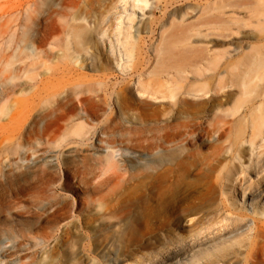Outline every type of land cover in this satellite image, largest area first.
Wrapping results in <instances>:
<instances>
[{
  "label": "rangeland",
  "instance_id": "1",
  "mask_svg": "<svg viewBox=\"0 0 264 264\" xmlns=\"http://www.w3.org/2000/svg\"><path fill=\"white\" fill-rule=\"evenodd\" d=\"M166 1L136 15L128 62L117 27L132 0H0V264H264V141L252 184L225 180L241 167L227 146L264 93L192 73L188 59L210 40L192 28L204 2ZM262 29L241 27L237 55L264 47ZM215 120L229 122L223 137L207 130ZM239 148L249 164L250 144ZM213 231L232 232L222 250L197 248ZM178 234L196 244L191 254L211 255L186 259Z\"/></svg>",
  "mask_w": 264,
  "mask_h": 264
},
{
  "label": "bare ground",
  "instance_id": "2",
  "mask_svg": "<svg viewBox=\"0 0 264 264\" xmlns=\"http://www.w3.org/2000/svg\"><path fill=\"white\" fill-rule=\"evenodd\" d=\"M203 2L204 3H200V8H199L200 9V15L197 17L199 26L195 25L192 28L194 30H197V31L201 30V31L206 32L205 37L210 38V40L206 41L207 43H205V45L203 46V49H202L203 54H202V56L200 55L201 57L196 58V55H195V57H193L191 62L189 61V59H188V62L186 59H184V60H186L185 62L190 63V65L188 64L190 66L189 70H191L192 73L197 74V75L202 74L201 77H203L204 81L212 79V80H214V82H216V80L218 79V81H219L218 90H223L227 87L234 86L238 89L239 93L242 94L243 96L263 94L264 93V47L253 48V50L251 52L246 53L243 56L237 55V53L239 52L238 48H239V44L241 41H240V38L235 37V35L239 34L241 27L243 25H247V23H250V24L255 23V24H259V25L264 24V0H235L233 2L231 0H203ZM149 3H150V0H132V4H131L132 5V11H130L129 13L126 14L124 23L122 21H120L118 23L117 28H118L119 32L117 34V41L120 43V47H121L123 57L128 62L131 61L136 56V54L138 53V47L133 42V40L131 39V33H132L131 30L133 28V24L135 22L136 15L139 14V11L143 12L149 6ZM169 3H167V4L165 3V4L170 5ZM161 6H162V4H161ZM163 8L164 7L162 6V9ZM166 8L168 9V6H166ZM196 9L197 8L189 5L188 9L182 13L181 20H183L185 18V15H189L191 13V10H196ZM242 9H248V11H242ZM125 10L126 9H124V11H121L122 15L120 16V18H122L123 14H125V12H126ZM153 10L155 11V9H153ZM241 11H242V13L246 14L245 16H247V19L234 17L235 13L238 14ZM247 20L250 22H246ZM172 23H173V21H172ZM123 25H125V26L123 27ZM262 30H264V29H262ZM212 36H215V37H212ZM263 39H264V37H263ZM180 43L183 44L182 42H180ZM231 45H234L233 50L230 49L229 47H225V46H231ZM193 49H196V48H193ZM193 49H191V51H193ZM198 49H196V50L198 51ZM196 50H194L195 51L194 54H197ZM193 52H192V54H193ZM198 53H199V51H198ZM194 54L192 56H194ZM160 55L161 54H159V56ZM192 56H190V57H192ZM181 58H182V55H181ZM182 60H183V58H182ZM177 61H179V63H181V59H178ZM187 63L184 66H187ZM177 65L175 64L174 66L176 67L178 74H179L180 70H182L180 72L182 74L186 68H184V69L182 68L183 63L178 64V62H177ZM225 76L229 77L230 80L227 81L226 83H223V78ZM138 84H139V92L141 90V93L145 94L146 90L144 89L145 90L144 91L143 89L140 88V86H142L141 85L142 84L141 79H139ZM213 88H214V86H212V89ZM196 91H197V93H200V92L203 94L207 93L204 89H197ZM257 110L258 111L256 112V115H254V116H251V114H248V113L244 114L242 121L238 122V125H237V128H238L237 136L232 138L229 145L227 146V149H228L229 153L231 154L230 155L231 163L235 165V163H233V162L237 161L241 166L238 171H235V170H228L227 171L229 174H227V176L225 177V180H229V178H232V183L234 184V186L238 185L236 182L238 181L240 174H245L244 180L246 181V184H248V186H250L252 184V175H251L252 169H253V167L256 169L258 163L260 162L259 158L257 159V158L253 157V153H254L255 148L259 144V142L264 141V107H259V108H257ZM228 123L229 122L223 121V120H220V121L215 120L214 122L210 123L207 130H208V132L211 130V132L217 133L219 135V137H223L227 133ZM185 132L186 131H184V133ZM187 132H186V134H187ZM182 133H183V131L181 129H179L177 131V133L175 134L174 138L175 139L179 138ZM189 133H190V131H189ZM188 134L186 136H189ZM182 136H185V135L182 134ZM243 143H249L250 144L249 149L251 151V155H250V163L249 164H247L246 162H243V155H242V152L239 148L240 145ZM217 152H219V151H217ZM217 152L215 154H217ZM215 154H214V156H215ZM218 156H219V154H217L215 157L218 158ZM149 157H146V155H145V157H143V158L145 159V158H149ZM145 160H149V159H145ZM214 160H215V158H214ZM217 161H218V164H219V162H221V160L219 161L218 159L216 160V162ZM213 162L216 163L215 161H213ZM144 164H147L149 166V162L148 163L144 162ZM214 165L216 167L217 163ZM220 166H221V164H220ZM220 166H218V167H220ZM223 166L228 167L227 164L223 165ZM223 166H222V169H223ZM211 167H213V165ZM146 168H147V166H146ZM213 169L214 168H212L211 171ZM215 170H217V169H214L213 171H215ZM144 171L147 172L146 170H144ZM147 174L145 173V175H147ZM160 176L163 177V176H165V174H163V176L161 174ZM247 188L248 187L245 186L244 189H242V191H241V194L244 197L246 196L245 195L246 191H244V190H247ZM253 200H255L254 197L252 198V201ZM251 208L253 209V211H259V209H261L257 205H252V207H250V209ZM146 209H147V207H146ZM147 213L148 212H146L144 214H147ZM147 215H149V214H147ZM143 217L145 218L146 216H143ZM137 224H139V222ZM145 224H146V222H145ZM254 224H255V222H254ZM139 225H138V227H140ZM146 225H145V227H146ZM147 229H148V227L146 228V230ZM262 230H261V232H262ZM142 231H143V228L141 230V233L145 234L146 231L145 232H142ZM218 231H221V230H218ZM231 231H233V230H231ZM231 231L226 233V234L228 235L229 233H232ZM258 231H260V230H258ZM200 233H201V231L195 235L196 236L195 242H193V243H196L201 239V237H199ZM212 233H214V236H212V237L208 236L207 241L205 239L204 240L205 242L204 241L202 243L200 242L197 245L198 246L197 248L200 249L204 244L209 243V242H214V243L218 242L216 244V246H215L216 248L212 254H214V252L217 253L218 251H221L222 250L221 245L223 244V238L226 234H223V233L218 234L217 232H214V231ZM201 234H200V236H201ZM261 234H264V232ZM178 235L180 237L179 238L180 240L175 243V247L177 249L179 248L178 251H184V253H182V254H184V255L186 254V256H185L186 259H188L190 261L191 260L192 261L201 260V259L205 258V255H211V254H209L210 251H208V253H205L204 251H202V252H199L198 255L191 254L192 251H193L192 253H194V251H196V244L194 247V245L191 244L192 241H190V243H189L188 240H186V237H183L180 234H178ZM143 238H145V237H143ZM202 240H203V238H202ZM257 251H256V253L259 254ZM188 256H191V257L189 258ZM181 257H182V255H181ZM155 259H156V256L151 257L150 259H146L145 261H141V264H157L159 262L164 264L162 260L156 261ZM158 259H160V258H158ZM247 263H249V262L247 261ZM174 264H182V263L179 262V263H174ZM185 264H187V263H185ZM188 264H189V262H188Z\"/></svg>",
  "mask_w": 264,
  "mask_h": 264
}]
</instances>
